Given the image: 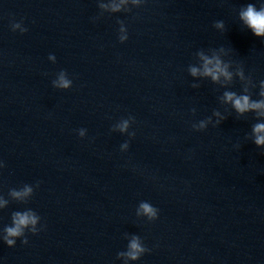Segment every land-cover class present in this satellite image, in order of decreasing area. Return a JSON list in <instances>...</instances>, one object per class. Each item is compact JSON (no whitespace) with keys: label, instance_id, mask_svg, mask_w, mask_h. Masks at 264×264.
<instances>
[{"label":"water","instance_id":"1","mask_svg":"<svg viewBox=\"0 0 264 264\" xmlns=\"http://www.w3.org/2000/svg\"><path fill=\"white\" fill-rule=\"evenodd\" d=\"M249 5L0 0V264H264Z\"/></svg>","mask_w":264,"mask_h":264},{"label":"clouds","instance_id":"2","mask_svg":"<svg viewBox=\"0 0 264 264\" xmlns=\"http://www.w3.org/2000/svg\"><path fill=\"white\" fill-rule=\"evenodd\" d=\"M241 19L244 20V22L248 25V27L253 30V33L255 35L257 36L264 35V8H262L260 11H256L253 6L249 5L247 7V10L241 13ZM205 71L206 73H210L211 70L206 69ZM193 74H195V69H193ZM213 79H216V76H213ZM60 86L67 87L68 82L62 79L60 82ZM225 99L228 101H232L234 107L238 112H245L248 109H258L264 107V102L250 104L247 96L234 98V95L232 93H225ZM253 132L256 134L264 133V124H256L253 128ZM255 143L257 145L264 144V135H257L255 139ZM141 207L143 208L145 213L151 214L153 211L147 204H143ZM14 222L16 224V227L7 229L9 236L19 235L21 226H26L29 223L34 224L35 218L29 216L28 214L20 215L18 213L16 214ZM7 243L8 245H12L13 241L8 240ZM131 248L140 251L135 241H133V243L131 244ZM131 255L132 258H135L134 253Z\"/></svg>","mask_w":264,"mask_h":264}]
</instances>
